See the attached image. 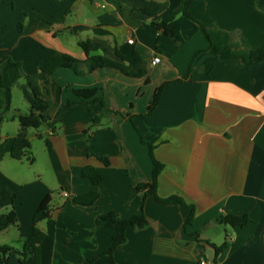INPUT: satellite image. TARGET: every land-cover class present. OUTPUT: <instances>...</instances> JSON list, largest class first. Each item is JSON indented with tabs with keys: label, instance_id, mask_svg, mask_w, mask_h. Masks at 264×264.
Listing matches in <instances>:
<instances>
[{
	"label": "crops",
	"instance_id": "obj_1",
	"mask_svg": "<svg viewBox=\"0 0 264 264\" xmlns=\"http://www.w3.org/2000/svg\"><path fill=\"white\" fill-rule=\"evenodd\" d=\"M151 1L167 3V11L178 4ZM189 12L215 48L198 24L182 16L172 24L174 36L165 37L139 25L150 20L141 13H122L116 0H0V64L20 62L23 74L36 78L39 98L50 101L49 121L59 119L54 133L47 129L54 183L37 171L31 175L24 160L10 159L18 130L0 136V168L5 162L20 166L10 175L0 172V188L15 194L16 223L6 229L15 233L13 240L29 239L35 210L51 198L49 218L39 224L45 233L41 264H104L99 255L113 232L97 227L96 219L109 212L127 219L142 204L148 224L127 230L115 264H214L209 249L216 264H264V60L250 59L251 52L264 51V0H195ZM80 42L90 43V56L117 60V53H137L147 78L129 79L111 69L78 77L64 68L48 77L38 69L54 53L84 61ZM156 56L160 62L150 66ZM176 80L182 82L163 89L153 114L139 119L155 90ZM70 89H96L97 101L82 100ZM67 102L75 104L62 113ZM95 117L100 121L92 127ZM141 140L163 166L158 196L179 197L187 207L160 205L134 190L152 182L149 150ZM88 166L104 176L98 188L81 176ZM95 190L99 198L92 206L72 203ZM190 206L193 220L185 225ZM243 214L251 220L245 227L218 222ZM208 244L226 247L216 254ZM8 262L20 264L12 255Z\"/></svg>",
	"mask_w": 264,
	"mask_h": 264
},
{
	"label": "trees",
	"instance_id": "obj_2",
	"mask_svg": "<svg viewBox=\"0 0 264 264\" xmlns=\"http://www.w3.org/2000/svg\"><path fill=\"white\" fill-rule=\"evenodd\" d=\"M119 4V8L122 13H132L139 12L142 15L149 18L148 23H141L142 27L153 28L159 32L162 36L173 37L174 31L172 24L174 23L177 16H182L196 24L199 25L198 21L195 20L189 12L191 4L195 0H177V8L172 11H167V3H158L151 0H116ZM250 3L256 4L259 0H246ZM200 26V25H199ZM201 31L204 33L206 40L212 48H215L212 44V41L209 35L205 30L200 26ZM79 47L83 50L86 55L84 61H79L68 55L54 53L49 58L38 63V69L43 72L46 76H51L52 73L59 68L69 69L74 72L78 77H84L92 72L99 69H111L117 71L122 76L129 79H143L147 78V66L143 59L137 54L132 53L130 56L125 57L117 53V60L107 59L101 56H90V43L89 42H80ZM256 58L257 60H264V51L256 50L250 53V59ZM20 80H24V85H21L19 88L21 90L22 96L28 105V111L26 114L16 113L14 119L17 121L19 129L17 134L12 140L9 157L15 161H23L27 156V152L30 149V143L27 139L28 129H39L44 126L50 129L53 133L55 130L56 124L59 122V119L55 121H49L46 116L47 110L50 108L49 100H41L39 98V90L37 87L36 78L34 76L24 75L22 72V65L20 62L7 59L6 61L0 64V111L8 106L9 103V93L11 89L18 84ZM146 79L145 83L148 84ZM182 80H176L173 82H168L162 84L154 92L153 98L147 111L143 115L137 116L139 119L149 118L156 107L159 104L161 94L163 89L168 85L180 84ZM72 94L76 97L87 100L91 99V103L97 101L95 95L97 93L96 89H81L75 90L70 89ZM74 102H67L63 109L62 113L73 106ZM100 121L99 117L93 118V126L95 127ZM135 128V127H134ZM137 130V129H135ZM43 138V136H39ZM142 142V140H141ZM147 146L149 150V156L152 162V182L147 184H138L134 190L144 192L145 197H151L156 203L160 205H169L172 203H177L182 206L187 205L179 197H169L161 198L157 194L156 181L157 177L163 170L162 164L154 159L152 155L153 147L149 144L142 142ZM46 145L50 149V143L46 140ZM3 146L0 145V155L2 154ZM27 159V158H26ZM99 160L105 165L108 166V160L104 158H99ZM30 163H33V159L28 158ZM82 178L90 180L93 186L99 187L104 179L102 173L93 167H84L81 171ZM99 198L98 190L86 193L84 195L78 196L72 200V203L81 206V207H90L92 206L97 199ZM15 201V194L5 187L0 188V211L4 209H9L10 211L7 214L0 216V233L6 230L10 226H14L15 214L13 211V205ZM50 202L51 198L49 195L44 197L41 203L38 205L32 216V233L27 241L23 243L22 250L16 251L10 246H0V260L4 264H9L8 259L11 255H16L20 264H41V253L40 247L45 239V233L40 230L39 224L49 218L50 215ZM189 214L186 219L185 225H190L193 220L194 210L190 206ZM219 224L230 226L232 228H241L245 227L251 223L248 215H224L219 219ZM148 224L147 218L143 212V204L140 206V213L138 215H133L127 219H121L116 213L109 212L107 214L101 215L95 221L97 227H106L112 230L113 234L111 237V244L107 250L99 255L105 259L104 264H115V251L126 243V233L129 228L143 229ZM211 248L214 249L216 254H219L225 247V244L220 246H215L208 244ZM216 264V261H214ZM93 261H89L87 264H92Z\"/></svg>",
	"mask_w": 264,
	"mask_h": 264
},
{
	"label": "rangeland",
	"instance_id": "obj_3",
	"mask_svg": "<svg viewBox=\"0 0 264 264\" xmlns=\"http://www.w3.org/2000/svg\"><path fill=\"white\" fill-rule=\"evenodd\" d=\"M24 85V80H20L18 84H16L11 89V99L8 103V106H5L2 109V112H0V136H12L17 132L19 126L17 121L14 119L16 113L19 114H26L28 111V105L26 101L24 100L20 86ZM48 128L42 126L39 129H28L27 133V139L30 143V149L28 150V154L25 157L24 161L27 166L26 170L31 172V175L34 173H40L43 175L44 180H46L49 183H54L53 176L51 172L49 171V163H48V147L46 145V140H48ZM39 136H43V138H39ZM27 158V159H26ZM28 158L33 161V166H31L30 161H28ZM8 161V160H7ZM9 163V164H5ZM4 164H1L0 172L1 174L10 175V172L8 170H16L19 168V164H15L14 162H5ZM6 165V166H5ZM5 166V167H4ZM27 171V172H28ZM57 190V191H56ZM60 189H55V192L53 195H57L58 191ZM10 210L4 209L0 211V215L7 214ZM39 226V225H38ZM15 233L11 228L9 230L3 231L0 234V244L2 242H11L8 243L12 246L13 249L16 251H21L23 243H19L15 240ZM1 246V245H0ZM13 257L17 258L16 255H12Z\"/></svg>",
	"mask_w": 264,
	"mask_h": 264
},
{
	"label": "built area",
	"instance_id": "obj_4",
	"mask_svg": "<svg viewBox=\"0 0 264 264\" xmlns=\"http://www.w3.org/2000/svg\"><path fill=\"white\" fill-rule=\"evenodd\" d=\"M128 43L132 44L133 41L131 39H128ZM160 62V58L158 56L154 57L151 62H150V66H155ZM64 197H67V194H63ZM201 264H204V262H201Z\"/></svg>",
	"mask_w": 264,
	"mask_h": 264
},
{
	"label": "water",
	"instance_id": "obj_5",
	"mask_svg": "<svg viewBox=\"0 0 264 264\" xmlns=\"http://www.w3.org/2000/svg\"><path fill=\"white\" fill-rule=\"evenodd\" d=\"M207 257L209 259L210 262H213L214 258H215V255L213 254V251L212 250H208L207 251Z\"/></svg>",
	"mask_w": 264,
	"mask_h": 264
}]
</instances>
